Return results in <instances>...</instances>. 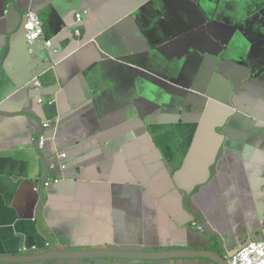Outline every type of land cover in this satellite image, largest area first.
Masks as SVG:
<instances>
[{"label":"crops","instance_id":"1","mask_svg":"<svg viewBox=\"0 0 264 264\" xmlns=\"http://www.w3.org/2000/svg\"><path fill=\"white\" fill-rule=\"evenodd\" d=\"M30 11L52 48L29 50ZM254 242L264 0H0V264H230Z\"/></svg>","mask_w":264,"mask_h":264},{"label":"built area","instance_id":"2","mask_svg":"<svg viewBox=\"0 0 264 264\" xmlns=\"http://www.w3.org/2000/svg\"><path fill=\"white\" fill-rule=\"evenodd\" d=\"M86 12H79L74 16V23L73 27L77 24H82L85 21V15ZM29 25H31V28H29ZM70 25V22L65 24V27H68ZM25 31V39L27 41L28 47L30 51H33L34 47L38 44H43L46 49H50L53 47L52 40L45 38L44 33V27L42 24V21L37 13L30 11L26 15V23L24 26ZM36 85H39L37 80L35 81ZM42 101V99H40ZM43 128H46L50 126L49 121H44L42 123ZM40 142L39 144L43 145L44 142V135L41 133L40 135ZM58 159L64 160L67 157L66 153H59ZM54 167H60L61 170H64L66 168V164H59V163H53L52 168ZM58 179H51V177H48L43 181V186H49L52 183H57ZM25 252H28V249L24 248ZM231 264H264V242H254L249 243L242 247L237 253H235L230 258Z\"/></svg>","mask_w":264,"mask_h":264},{"label":"water","instance_id":"3","mask_svg":"<svg viewBox=\"0 0 264 264\" xmlns=\"http://www.w3.org/2000/svg\"><path fill=\"white\" fill-rule=\"evenodd\" d=\"M26 20V19H25ZM189 251L173 252L169 253H154V252H130V251H72V252H60L57 250L52 251L50 254L38 256L39 262H50L55 260H67L68 262H76L77 260H92L94 258L102 259H124L131 261H163V260H175L185 257H190ZM224 264V263H223ZM231 264V263H230Z\"/></svg>","mask_w":264,"mask_h":264},{"label":"clouds","instance_id":"4","mask_svg":"<svg viewBox=\"0 0 264 264\" xmlns=\"http://www.w3.org/2000/svg\"><path fill=\"white\" fill-rule=\"evenodd\" d=\"M29 28H31V25H29Z\"/></svg>","mask_w":264,"mask_h":264}]
</instances>
